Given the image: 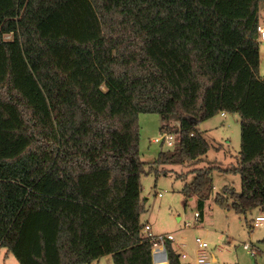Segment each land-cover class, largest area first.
I'll use <instances>...</instances> for the list:
<instances>
[{
  "label": "trees",
  "instance_id": "trees-1",
  "mask_svg": "<svg viewBox=\"0 0 264 264\" xmlns=\"http://www.w3.org/2000/svg\"><path fill=\"white\" fill-rule=\"evenodd\" d=\"M261 1L0 0V248L18 264H152L139 114L179 124L156 166L201 160L198 124L237 114V165L193 170L181 193L202 221L213 171L238 174L215 203L264 213Z\"/></svg>",
  "mask_w": 264,
  "mask_h": 264
},
{
  "label": "rangeland",
  "instance_id": "rangeland-1",
  "mask_svg": "<svg viewBox=\"0 0 264 264\" xmlns=\"http://www.w3.org/2000/svg\"><path fill=\"white\" fill-rule=\"evenodd\" d=\"M259 24L264 25V0L259 4ZM9 39V36L6 37ZM259 73L264 76V42H258ZM177 123V122H175ZM173 121L163 123L156 114H139L138 150L140 159L147 165H153V172L142 175L141 200L144 211L140 215V224L149 227L154 235L172 234L171 243L177 254H185L186 260L182 264H195V239L206 242V249L210 264H264V222L259 227H253V220L264 213L256 208L245 215L235 214L232 210L220 208L215 203L217 195H223L224 188L241 192L238 174H223L218 171L212 173L213 192L205 204L203 219L194 218L199 213L195 198L187 201L182 195V189L193 180V170L208 167L227 169L237 165L240 147V120L237 114H221L198 124L197 129L202 133L210 149L201 160L186 162L182 165L156 166L160 152L175 149L179 142V135L175 133ZM169 128L174 133V148L152 143L162 136L164 129ZM161 194V197H158ZM228 202L231 199L228 198ZM185 224H189L185 226ZM244 245L249 250L243 249ZM255 250V256L251 255ZM8 255V256H6ZM215 259V261H213ZM0 264H18L13 255L4 248H0ZM93 264H112L111 257H104Z\"/></svg>",
  "mask_w": 264,
  "mask_h": 264
},
{
  "label": "built area",
  "instance_id": "built-area-1",
  "mask_svg": "<svg viewBox=\"0 0 264 264\" xmlns=\"http://www.w3.org/2000/svg\"><path fill=\"white\" fill-rule=\"evenodd\" d=\"M256 32L258 36L259 42H264V25L258 24L256 27ZM221 116H224V113H221ZM176 128L177 131L175 133L178 134L179 124L175 123L172 126ZM152 143L157 144L159 146L165 145L168 148H174V133L170 132L169 128H165L162 136L156 138L152 141ZM158 197H161V194H158ZM194 218L199 220L198 213L194 214ZM264 222V215L257 216L253 220V227H259ZM189 224H185L188 226ZM145 236L152 242L153 247L151 250V261L152 264H168V250H167V243H172L174 241V237L172 234L167 235H154L151 233V229L149 227L145 228ZM196 244V255L194 259L195 264H210L209 257L207 255V243L202 241L199 238L195 239ZM244 250L248 251L249 246L244 245ZM180 260H186L187 256L185 254H178ZM251 255L255 256V250H251Z\"/></svg>",
  "mask_w": 264,
  "mask_h": 264
},
{
  "label": "crops",
  "instance_id": "crops-1",
  "mask_svg": "<svg viewBox=\"0 0 264 264\" xmlns=\"http://www.w3.org/2000/svg\"><path fill=\"white\" fill-rule=\"evenodd\" d=\"M262 78H264V76H262ZM175 123V122H174ZM202 220H204V219H202ZM171 246H172V244H171ZM172 248H173V246H172ZM175 251V250H174ZM177 253V252H176ZM6 256H8V255H6ZM106 258H108V257H106ZM181 261V260H180ZM213 261H215V259H213Z\"/></svg>",
  "mask_w": 264,
  "mask_h": 264
}]
</instances>
